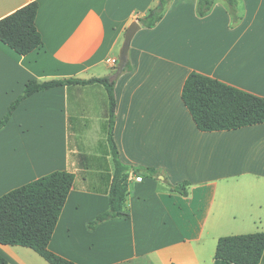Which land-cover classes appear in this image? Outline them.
<instances>
[{
    "label": "crops",
    "instance_id": "1",
    "mask_svg": "<svg viewBox=\"0 0 264 264\" xmlns=\"http://www.w3.org/2000/svg\"><path fill=\"white\" fill-rule=\"evenodd\" d=\"M33 1L41 46L21 55L0 41V119L30 80L109 76L120 160L158 171L131 169L130 217L88 229L109 209L115 170L105 88L58 86L22 100L0 130V196L53 171L75 174L49 249L77 264H216L220 237L263 232L264 123L201 131L182 89L197 71L264 97V0H239L236 23L223 0L203 17L198 0H171L155 27L136 32L132 70L117 78L126 29L159 0H0V19ZM99 121L102 147L88 153L81 138ZM0 254L50 264L29 247L0 244Z\"/></svg>",
    "mask_w": 264,
    "mask_h": 264
},
{
    "label": "trees",
    "instance_id": "2",
    "mask_svg": "<svg viewBox=\"0 0 264 264\" xmlns=\"http://www.w3.org/2000/svg\"><path fill=\"white\" fill-rule=\"evenodd\" d=\"M217 0H198L197 14H209ZM232 15L233 23L240 20L239 0H223ZM171 0H159L147 14L139 18L144 28L155 27L163 18ZM39 10L37 1L30 2L0 19V41L21 55H26L42 44V36L36 26ZM132 70L130 60L123 73ZM103 86L108 96L107 137L111 146L115 170L109 190V209L88 223L94 230L100 223L115 218H128L130 211L126 201L129 195L130 170H145L156 177L155 168H131L119 158L113 137L115 124L116 80L109 76L81 78H57L45 81L36 79L26 83L23 92L10 104L0 119V130L7 124L22 100L32 94L58 86ZM182 100L196 126L201 131L234 130L264 123V97L229 85L216 78L192 71L182 89ZM75 174L57 170L21 185L0 196V244L29 247L50 264H77L49 249L52 234L73 187ZM188 182L174 189L182 191ZM264 253V231L222 236L217 241L215 263L259 264ZM0 264H8L0 254ZM119 264V263H115Z\"/></svg>",
    "mask_w": 264,
    "mask_h": 264
},
{
    "label": "rangeland",
    "instance_id": "3",
    "mask_svg": "<svg viewBox=\"0 0 264 264\" xmlns=\"http://www.w3.org/2000/svg\"><path fill=\"white\" fill-rule=\"evenodd\" d=\"M121 46L116 51V54L118 56ZM117 63L118 60L116 64L113 66L112 73L116 71ZM102 122L103 121H99L94 126L87 127L86 131L84 132V135L81 138V143L84 147V150L88 153H97L102 147L100 146L101 142L103 141V137H102L103 134L101 128Z\"/></svg>",
    "mask_w": 264,
    "mask_h": 264
},
{
    "label": "water",
    "instance_id": "4",
    "mask_svg": "<svg viewBox=\"0 0 264 264\" xmlns=\"http://www.w3.org/2000/svg\"><path fill=\"white\" fill-rule=\"evenodd\" d=\"M140 28H141V24L135 20L126 29L124 40H123L122 46L119 51L118 64L116 67V71L113 75V78H117L123 73V70L128 61L129 50H130L132 39Z\"/></svg>",
    "mask_w": 264,
    "mask_h": 264
},
{
    "label": "built area",
    "instance_id": "5",
    "mask_svg": "<svg viewBox=\"0 0 264 264\" xmlns=\"http://www.w3.org/2000/svg\"><path fill=\"white\" fill-rule=\"evenodd\" d=\"M117 60H118V59H117ZM117 60H114V65L116 64ZM117 64H118V63H117ZM137 180H138V181L142 180V177H140V176L137 177Z\"/></svg>",
    "mask_w": 264,
    "mask_h": 264
}]
</instances>
